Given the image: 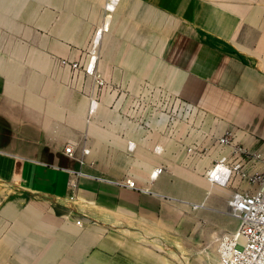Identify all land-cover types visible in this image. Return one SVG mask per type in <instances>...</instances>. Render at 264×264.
<instances>
[{
    "label": "crops",
    "instance_id": "obj_1",
    "mask_svg": "<svg viewBox=\"0 0 264 264\" xmlns=\"http://www.w3.org/2000/svg\"><path fill=\"white\" fill-rule=\"evenodd\" d=\"M86 1L93 10L88 40L108 18L94 55L109 91L96 113H87L91 79L47 97L39 72H0V264H213L169 260V199L185 208L206 199L216 208L207 221L221 228L230 191L203 178L216 155L205 134L230 131L234 142L264 156V0H120L110 15L104 0ZM12 14L0 16L6 31ZM13 39V32L0 35ZM29 55L12 49L9 56ZM159 72L167 73L161 81L144 76ZM150 94L188 104L203 131L183 122L171 130L160 112H136L131 101ZM68 143L84 164L64 154ZM193 144L209 156L188 154ZM76 171L86 176L72 194L69 173ZM124 177L138 190L115 185ZM182 211L174 209L176 219ZM132 246L155 257L134 255Z\"/></svg>",
    "mask_w": 264,
    "mask_h": 264
},
{
    "label": "rangeland",
    "instance_id": "obj_2",
    "mask_svg": "<svg viewBox=\"0 0 264 264\" xmlns=\"http://www.w3.org/2000/svg\"><path fill=\"white\" fill-rule=\"evenodd\" d=\"M11 8L13 29L6 31L5 24H0V35L13 32L14 39L0 40V72H28L31 76L39 72L40 75H44L47 97L62 95L61 89H58L60 85L63 86L64 92L75 91L71 88L72 81L85 82L86 78L82 74L74 76L70 70L61 66V61L78 59L84 62V50H91L93 47V40H88L91 35L90 22L93 10L87 8V1L0 0V16L5 18L6 10L11 11ZM75 20H77L76 24L73 22ZM103 26L108 27V18ZM103 26L97 30H103ZM148 36L147 32L142 33L143 47L150 44L148 39L145 40ZM98 48L99 42L94 45V50ZM12 49H28L30 55L10 57ZM155 75L145 74L144 76H147V79L151 77L161 81L167 73L159 72ZM77 91L79 94H84L83 88ZM129 91L137 92L133 89ZM97 108H99L98 105ZM182 122L189 126L191 132L202 130L203 119L200 116L180 117L175 121L173 129ZM190 131L188 130V133ZM189 204L185 208L182 203L180 205V202L169 199V260H215L217 237L225 231L233 230L236 223L228 217L227 206L222 212L223 223L219 228L216 222L212 224L207 221L209 214L216 216V208L210 206L206 199L194 203L202 205V208L197 211H192ZM177 208L186 211H182L178 219L175 218L174 212ZM78 220L82 225L83 220ZM2 224L3 232H5V220Z\"/></svg>",
    "mask_w": 264,
    "mask_h": 264
},
{
    "label": "built area",
    "instance_id": "obj_3",
    "mask_svg": "<svg viewBox=\"0 0 264 264\" xmlns=\"http://www.w3.org/2000/svg\"><path fill=\"white\" fill-rule=\"evenodd\" d=\"M118 3L119 0H104L103 13L107 15L114 13ZM105 29L106 27L103 26V30ZM103 30L95 32L93 47L88 52L86 61H61V66L70 70L74 76L82 74L85 78L91 79L94 93L89 98L87 110L89 116L96 113L100 97L109 91L107 81L95 70L94 45L101 39ZM131 102L134 110L138 113L156 114L160 112L163 114L164 120L171 130L177 119L193 117L195 114L188 104L181 102L178 98L165 97L160 100L150 94L147 97L139 96ZM142 125L148 127L147 120ZM204 139L211 142L216 155L210 166L204 170L203 178L213 186L230 191L226 202L227 215L236 223L235 229L225 231L217 237L213 264H264V156L249 151L242 144L235 143L234 134L230 131L225 132L220 138L212 135L208 137L205 134ZM133 147L132 143L128 144L129 150H132ZM208 151L199 148L197 144H193L192 148H187L188 154L200 159L209 156ZM63 152L69 157L78 159L81 165L84 164L82 158L76 157L74 144L68 143ZM88 153L87 149L81 150L82 156H87ZM162 171V168L155 169L150 173L149 180L155 181ZM69 175L68 186L73 194L77 178L86 175L79 171L70 172ZM115 185L138 190L135 182L129 177L115 182ZM139 191L149 193L148 190ZM189 207L192 211H197L202 208V205L190 203ZM75 224L80 227L81 221L78 220Z\"/></svg>",
    "mask_w": 264,
    "mask_h": 264
},
{
    "label": "bare ground",
    "instance_id": "obj_4",
    "mask_svg": "<svg viewBox=\"0 0 264 264\" xmlns=\"http://www.w3.org/2000/svg\"><path fill=\"white\" fill-rule=\"evenodd\" d=\"M119 2H120V0H119ZM236 228V227H235ZM107 242V241H106ZM113 242V241H112ZM116 242V241H115ZM117 245L118 244H120L121 246H124V245H126V243L125 242H123V241H121V240H117ZM110 245V244H109ZM126 248V247H125ZM130 249V250H129ZM128 250L131 252V253H134V255H135V253L136 254H145L146 256H148V257H155V255H153L151 252H149L148 250L147 251H144L143 249L141 250H139V248H135L134 246H132V247H130ZM151 260V259H150ZM159 260H163V259H161V258H159Z\"/></svg>",
    "mask_w": 264,
    "mask_h": 264
}]
</instances>
